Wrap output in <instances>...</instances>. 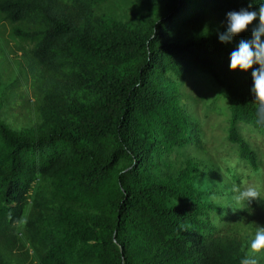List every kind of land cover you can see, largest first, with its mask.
<instances>
[{
  "label": "trees",
  "instance_id": "16d2710c",
  "mask_svg": "<svg viewBox=\"0 0 264 264\" xmlns=\"http://www.w3.org/2000/svg\"><path fill=\"white\" fill-rule=\"evenodd\" d=\"M109 1L0 0L37 94L28 125L0 107V264H240L264 226V117L253 69L230 68L252 25L219 34L264 0H131L129 20ZM252 179L261 198L238 200Z\"/></svg>",
  "mask_w": 264,
  "mask_h": 264
},
{
  "label": "rangeland",
  "instance_id": "374dc122",
  "mask_svg": "<svg viewBox=\"0 0 264 264\" xmlns=\"http://www.w3.org/2000/svg\"><path fill=\"white\" fill-rule=\"evenodd\" d=\"M133 2L131 0H110L106 4H102L97 8L98 14L114 16L124 20H129ZM258 23L254 22L252 27ZM22 45L20 39L12 36L11 25L8 22L0 21V107H2L3 118L5 121L14 126L22 127L33 123L36 120V91L34 80L28 72L24 59L19 53V47ZM188 91L196 98V111L200 118H203V104L199 100V96L207 91L200 83L193 80L188 85ZM212 123L207 125V136L212 139V135L221 137V129L216 127L219 122L218 118H213ZM252 140L257 146L264 150V137L254 136ZM216 143H209L211 149L210 154L219 156L213 147ZM259 184L256 180H248L247 186ZM254 236V234H253Z\"/></svg>",
  "mask_w": 264,
  "mask_h": 264
},
{
  "label": "clouds",
  "instance_id": "9594fccd",
  "mask_svg": "<svg viewBox=\"0 0 264 264\" xmlns=\"http://www.w3.org/2000/svg\"><path fill=\"white\" fill-rule=\"evenodd\" d=\"M258 23L252 27V39L241 40L238 48L231 52L230 68L251 72L254 101L257 103V113L264 117V3H260L258 10L241 9L227 13V30L219 34V40L223 43L231 42L234 36L249 29L255 21ZM259 65L258 68H253ZM264 122V120H262ZM262 190L256 185L246 186L239 192L238 200L258 201ZM264 253V226H258L253 238L250 240L247 251L240 264H260V254Z\"/></svg>",
  "mask_w": 264,
  "mask_h": 264
}]
</instances>
